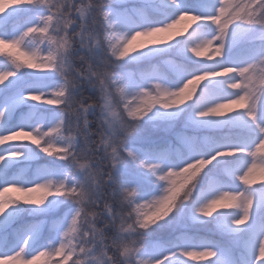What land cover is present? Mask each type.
<instances>
[{
  "label": "snow or ice",
  "instance_id": "snow-or-ice-1",
  "mask_svg": "<svg viewBox=\"0 0 264 264\" xmlns=\"http://www.w3.org/2000/svg\"><path fill=\"white\" fill-rule=\"evenodd\" d=\"M0 264H264V0H0Z\"/></svg>",
  "mask_w": 264,
  "mask_h": 264
}]
</instances>
